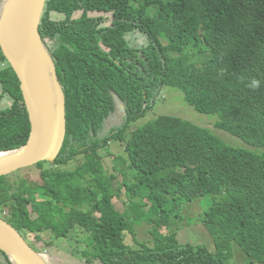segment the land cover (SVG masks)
Segmentation results:
<instances>
[{
  "label": "trees",
  "instance_id": "trees-1",
  "mask_svg": "<svg viewBox=\"0 0 264 264\" xmlns=\"http://www.w3.org/2000/svg\"><path fill=\"white\" fill-rule=\"evenodd\" d=\"M39 34L65 96V139L54 162L36 166L49 198L39 201L18 179L26 170L0 177L2 219L24 235L74 234L87 264H232L229 244L244 264H264V0H47ZM137 34L146 41L138 48L128 40ZM0 65V102L12 98L0 106L1 152L23 146L30 124L1 49ZM165 87L217 116L215 128L159 116L132 130ZM216 129L245 147L226 144ZM111 142L124 144V164L136 173L124 184L134 222L166 229L154 246L125 243L130 221L111 202L115 176L102 162L104 150L118 159ZM205 197L201 222L215 250L179 242L173 228L178 206ZM0 264H12L1 251Z\"/></svg>",
  "mask_w": 264,
  "mask_h": 264
},
{
  "label": "water",
  "instance_id": "water-1",
  "mask_svg": "<svg viewBox=\"0 0 264 264\" xmlns=\"http://www.w3.org/2000/svg\"><path fill=\"white\" fill-rule=\"evenodd\" d=\"M47 0H8L0 15V49L20 83L28 114L27 142L14 150L1 151L0 177L42 162L52 163L60 153L66 134L65 96L56 68L39 34ZM52 69L59 90L57 123L52 121V95L43 76L44 63ZM0 251L14 264H47L20 232L0 218Z\"/></svg>",
  "mask_w": 264,
  "mask_h": 264
},
{
  "label": "rangeland",
  "instance_id": "rangeland-1",
  "mask_svg": "<svg viewBox=\"0 0 264 264\" xmlns=\"http://www.w3.org/2000/svg\"><path fill=\"white\" fill-rule=\"evenodd\" d=\"M4 3L6 4V0H0V15L5 5ZM131 4L135 8L138 6L137 4ZM78 16L79 13L75 15V17ZM128 40L129 43L136 48L140 47L141 44H146L145 38L139 34L129 36ZM56 47V44H49V49L51 51L55 50ZM191 54L192 53L190 51V55ZM207 57V53H203L202 51L201 60L205 61L207 60ZM3 65L5 66L6 64ZM3 65H0V67H2ZM10 105H12L11 97H5L0 102V106L8 107ZM159 116L178 117L183 120L192 122L196 125L204 126L210 129L215 128L213 124L217 121V116L199 114L190 106H188L184 101L182 92H180L179 90L165 87L162 89L159 99L152 107V110L148 112L145 117L137 120L131 125L132 130H134V128L144 127ZM213 134H215L216 137L223 140L226 144L232 147H245L244 143L241 140L228 134L223 130H213ZM109 146L116 151L114 152V155L118 159L115 160L111 157H108L104 150L102 151V162L105 167V171L108 174H112L115 176V179L112 182V188L114 189V197L112 198L111 202L114 204L116 210L123 215L125 214L124 217L127 219V221H130L131 231H127L125 233V243L132 248L138 249L140 248V244L145 246H154L156 245L157 240H160L166 234V229L162 227L157 232L150 233V231L152 230L151 224H148L144 220H141L138 223L134 222V217H136L137 212L133 209V207L130 209L131 204H129V200L125 195L126 188L124 187V184H130L132 182H135L134 178L136 173L124 164V162L127 160V155L123 152L124 144H119V142H111V145ZM260 151L264 152V149H260ZM36 166L37 165H34L19 170L26 171L21 172V174L18 175V179L27 184L31 188L32 192L35 194V197L38 198V200L40 201L42 199L49 198L50 195L48 193H45L42 189V182L38 175V172L36 171ZM71 167L72 162L69 163L67 169H71ZM67 169L65 168V170ZM205 201L207 202V205L205 204ZM210 202L211 197H205L201 199V201L198 200L190 204L178 206L176 208V210L174 211L176 219L173 221V228H175V225H178L177 237L179 242H189L194 245L201 244L206 246L207 248L209 247L211 250H215L213 239L208 236L201 222V215L204 210L207 209ZM10 206L11 203L7 208H5L6 213L10 211ZM83 210L87 211L88 208L84 207ZM0 217H4L3 213L0 214ZM147 218H152L151 212L148 213ZM21 234L24 237L25 241L28 243V245H30L36 251H38L36 245L43 247V249L44 247L46 248L44 251L47 254L40 255L47 256V264H87L85 260L81 257V255L76 252L77 250L83 249V246L77 244L79 247H76V243L73 239L75 236L74 234H70L69 240L52 239L51 235L48 232L39 233L37 235H24L23 233ZM33 242L36 245L33 244ZM225 248L227 250H233L234 254L231 261L232 264H244V255L241 253V251H238V249H236L232 244H229Z\"/></svg>",
  "mask_w": 264,
  "mask_h": 264
},
{
  "label": "bare ground",
  "instance_id": "bare-ground-1",
  "mask_svg": "<svg viewBox=\"0 0 264 264\" xmlns=\"http://www.w3.org/2000/svg\"><path fill=\"white\" fill-rule=\"evenodd\" d=\"M7 1L8 0H6V3H7ZM43 76H44V80H45L48 92L50 93V95H52V102H53V105H52V121L56 124L57 123V118H58V112H59V102H60L59 95L60 94H59L58 87H57V85L55 83V78L53 76L52 69L49 68L48 63L46 62V60H45V63H44ZM4 156H5L4 154H0V159H2ZM13 262H14V264H20L15 259H13Z\"/></svg>",
  "mask_w": 264,
  "mask_h": 264
},
{
  "label": "clouds",
  "instance_id": "clouds-1",
  "mask_svg": "<svg viewBox=\"0 0 264 264\" xmlns=\"http://www.w3.org/2000/svg\"><path fill=\"white\" fill-rule=\"evenodd\" d=\"M259 86H260V81L256 79H252L249 84V87L251 88H258Z\"/></svg>",
  "mask_w": 264,
  "mask_h": 264
}]
</instances>
